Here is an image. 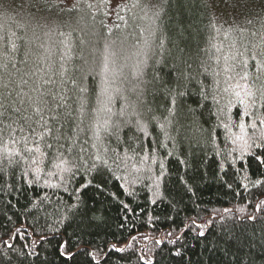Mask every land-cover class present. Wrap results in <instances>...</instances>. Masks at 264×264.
Instances as JSON below:
<instances>
[{"label": "trees", "instance_id": "obj_1", "mask_svg": "<svg viewBox=\"0 0 264 264\" xmlns=\"http://www.w3.org/2000/svg\"><path fill=\"white\" fill-rule=\"evenodd\" d=\"M64 3L83 11L63 14L59 26H40L32 0H0V53H9L0 73L5 80L10 74L12 98L19 101L15 92L21 93L25 102L17 107L32 117V127L41 132L48 122L45 141L53 144L40 181L32 182L30 161L0 172V252L14 264L7 244L24 251V264H264V210L256 207L264 201V164L255 159L264 149L246 150L237 139L253 133L254 117L242 115L230 87L238 78L225 62L233 42L241 51H260L264 0H120L116 11L126 24L110 1ZM79 15L85 22L77 25ZM41 95L48 103L40 104L37 124L28 96ZM19 115L5 122L18 128ZM109 118L114 133L120 125V138L101 128L97 139L94 131ZM256 122L258 135L264 126ZM19 123L24 132L17 130V139L29 131ZM35 139L28 137L29 146ZM7 141L5 132L0 155ZM60 145L68 165L56 158ZM97 154L107 163L89 171ZM56 165L79 171L73 167L72 179ZM68 236L67 250L81 249L71 259L58 248ZM32 251L40 255L27 256Z\"/></svg>", "mask_w": 264, "mask_h": 264}, {"label": "snow or ice", "instance_id": "obj_2", "mask_svg": "<svg viewBox=\"0 0 264 264\" xmlns=\"http://www.w3.org/2000/svg\"><path fill=\"white\" fill-rule=\"evenodd\" d=\"M164 3H167L168 0H163ZM226 2H231V0H226ZM101 3L107 4L108 0H101ZM244 4H251L253 3V0H243ZM91 7V5H88ZM126 6V5H125ZM135 6V5H134ZM32 7L35 9V12L33 13L34 17L37 19L38 24L40 26H47L48 24H56L58 25V22L63 19V14L71 15L72 12L75 10L77 12L82 13V9L80 8L79 4H72L71 8H68L67 4L64 3V0H32ZM120 7V0H114L113 3V13L116 15L117 20L124 21L125 24L127 21L124 20L123 16L119 15V12L116 11ZM157 8H159V5H156ZM108 14V13H106ZM157 16H159V12H157ZM261 21H264V12L260 14ZM95 20V17H93V21ZM85 22V16L79 15L76 23L77 25ZM251 20H248V23H251ZM101 26H103V21H101ZM120 24H114L113 28H119ZM262 29H264V23L261 24ZM83 30V29H81ZM109 32L112 31V29H108ZM60 35H64L63 32L60 33ZM255 35V34H254ZM12 36H15L13 33ZM0 39H3V37H0ZM19 39V38H17ZM8 43L11 45L12 51H15L17 48L16 43L14 40L11 39V37L8 40ZM83 43V41H81ZM256 45H253V48H255ZM111 48V45L105 44V51L107 52ZM232 48L235 49L234 54L231 56H225V62H226V70L232 72L235 77L238 78L237 82L231 85V90L234 95V98L238 101L240 105L244 106V112L242 113L243 116L246 117H254L253 122L251 123V128L253 129V133L251 135H248L247 138H245L244 135H241L237 137V139L243 141V148L246 150L251 151L253 148L257 149H264V127L260 128L259 134L257 135L255 130L258 127V124L256 121L259 122V125L264 126V59L257 60V56L264 58V33L261 34V41H260V51L257 53L256 51L250 50L248 47L244 46L243 51L240 50L236 46V43L233 42ZM112 55H115V53H112ZM240 57L241 59H237ZM9 58V53L7 51L0 53V69L6 70L8 68L7 62H5ZM108 57L106 56L105 65H104V71L107 72L108 64H107ZM217 60H219V57H216ZM249 59L255 61L254 64L249 65ZM232 60L234 61L233 64L228 65L227 61ZM14 66V65H13ZM251 68V71L249 70ZM142 74V73H138ZM229 79H232L230 76ZM21 83H27L26 80L21 79ZM14 82L11 80V76L9 74V79H4V74L0 73V141H3L4 134L7 132L8 141L7 143L3 144V154L0 155V172L4 171L5 167H12L15 165H19L21 161H30L29 168L34 173V180L33 183L38 182L42 179L41 172L44 171V164L45 159L48 158V150H51L53 148V144L47 143L45 141L46 135H51L52 129L48 126V122L45 121L42 125L43 130L41 132H37L35 128L32 127V117L23 115L21 113V108L17 107V103L23 104L24 98L21 96L20 92H15L16 97H19V101L12 98V94L15 91L11 85ZM46 83H51V81H46ZM35 91V89H34ZM81 91H86V89H81ZM225 92H228L229 89L225 88ZM27 95V94H25ZM142 95V93H141ZM206 98V97H205ZM213 99H216V97H213ZM28 100L32 103L29 105L30 107H33V111L36 115L40 116V120L35 121V123L40 124V121L43 120V116L41 113L43 112V108L40 107V104H43L47 106V101L43 98V95L38 96L36 100L34 101L31 96H28ZM174 103V101H173ZM229 104H231V100L228 101ZM194 111V109H193ZM218 111H223V109H219ZM84 113V107L81 106V114ZM17 114H20L17 119L13 121V123H16L18 125V128H14L12 126V123H6L9 118L16 116ZM123 114V112L121 113ZM238 115H240L238 113ZM23 119L25 124H28L29 131L26 135H21L18 139L15 137V133L17 130L20 132H24V125L19 123V120ZM231 119V118H230ZM171 123V120L168 121ZM128 124L131 123V121L127 122ZM136 127L138 130L143 131V125L140 124L139 121H137ZM161 129H163L165 126L162 124L160 125ZM224 127H228L227 124L224 125ZM238 127L240 128L241 132L243 133L245 131V124L243 121H240L238 124ZM101 128L106 134L112 135L116 134L117 139H119L118 133L122 130L120 125H115V133L113 132V126L111 125L110 118L108 120H105L103 125H98L96 130L94 131L93 135L100 139V130ZM83 129H81L82 131ZM167 135V133H165ZM33 136L35 137L34 146H29L28 144V137ZM58 142L59 137L55 138ZM67 139H71V137H68ZM41 142H44V147H41ZM20 143H23L24 147L21 151L19 148H9L8 144L12 145H18ZM95 147V145H93ZM160 147H166V145H160ZM64 146L60 145L57 149L58 156L56 158L60 159L62 165H68L69 161L64 158L63 152L61 149H63ZM72 148L69 146L67 149H64V151H71ZM83 149H81V152ZM24 153L30 154L29 156H25ZM19 157V159H17ZM257 161H259L261 164H264V153L257 155L255 157ZM94 162L91 164L89 171L95 170L96 172L101 171L103 168V165L107 163L106 160H103L102 157L97 154L93 157ZM99 162L100 167L97 166V163ZM86 163V162H85ZM56 167H61V165H56ZM76 171H79V165H74ZM73 167H61L62 172H69L72 173V179L75 178L76 172L73 171ZM161 168H163V165H161ZM25 175L28 173L25 172ZM47 175L50 177L53 175L52 172H48ZM65 178L61 176V181H64ZM47 182V181H45ZM91 180H89L86 184L81 185L82 188H86L91 184ZM258 183V181H257ZM96 187H102V185H96ZM67 190V189H66ZM78 191V189H77ZM155 203V201H153ZM125 207H127L125 205ZM257 210H264V201H261L260 204L257 206ZM250 220H256V216L249 217ZM19 229H17V232ZM199 235L203 236L204 232L200 231ZM41 239H45L42 237ZM72 242V237L68 236L66 238L62 239V242L58 244V248L61 250V255H66L69 259L73 258L77 253L81 251L79 247L76 248L75 252H69L67 250V246ZM7 243V242H5ZM113 247H115L113 245ZM7 248L15 252V256L19 261V264H24V258L25 253L23 250H16L13 248V245L7 244ZM117 251H123V249H116ZM87 252V249H85ZM88 255H91L90 252H87ZM40 254L37 251H32L27 253V256H35L38 257ZM0 264H14L13 257L9 255L7 251L0 252Z\"/></svg>", "mask_w": 264, "mask_h": 264}, {"label": "rangeland", "instance_id": "obj_3", "mask_svg": "<svg viewBox=\"0 0 264 264\" xmlns=\"http://www.w3.org/2000/svg\"><path fill=\"white\" fill-rule=\"evenodd\" d=\"M108 1L111 2V7L113 8L114 0H108ZM106 109H108V108H107V106H106V104H105V105H103V107L100 108L101 113H102L104 110L106 111Z\"/></svg>", "mask_w": 264, "mask_h": 264}, {"label": "bare ground", "instance_id": "obj_4", "mask_svg": "<svg viewBox=\"0 0 264 264\" xmlns=\"http://www.w3.org/2000/svg\"><path fill=\"white\" fill-rule=\"evenodd\" d=\"M111 51V50H110ZM145 59V58H144ZM145 62V61H144ZM140 64V63H139Z\"/></svg>", "mask_w": 264, "mask_h": 264}]
</instances>
